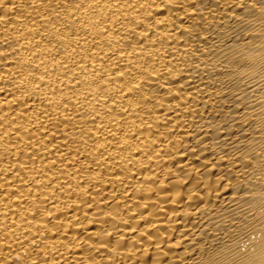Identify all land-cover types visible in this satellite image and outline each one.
I'll list each match as a JSON object with an SVG mask.
<instances>
[{
  "label": "bare ground",
  "instance_id": "6f19581e",
  "mask_svg": "<svg viewBox=\"0 0 264 264\" xmlns=\"http://www.w3.org/2000/svg\"><path fill=\"white\" fill-rule=\"evenodd\" d=\"M0 264H264V0H0Z\"/></svg>",
  "mask_w": 264,
  "mask_h": 264
}]
</instances>
